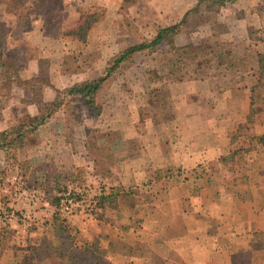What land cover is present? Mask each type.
<instances>
[{
    "label": "crops",
    "instance_id": "1",
    "mask_svg": "<svg viewBox=\"0 0 264 264\" xmlns=\"http://www.w3.org/2000/svg\"><path fill=\"white\" fill-rule=\"evenodd\" d=\"M243 39L231 63L178 82L169 109L152 102L148 122L133 126L104 105L113 126L71 155L85 168L105 166L102 190L117 194L115 205L92 219L65 216L41 198L40 226L24 235L12 229V240L0 242V264L24 257L34 264H264V105L247 123L264 40ZM57 73L42 90L44 102L78 80ZM98 144L103 154L95 156ZM55 215L66 228H53ZM15 219L13 212L2 218Z\"/></svg>",
    "mask_w": 264,
    "mask_h": 264
},
{
    "label": "rangeland",
    "instance_id": "2",
    "mask_svg": "<svg viewBox=\"0 0 264 264\" xmlns=\"http://www.w3.org/2000/svg\"><path fill=\"white\" fill-rule=\"evenodd\" d=\"M183 16L174 49L163 42L153 52L132 55L100 86L92 106L79 95H66V86L55 111L43 105L42 90L52 86L55 72H61L65 81L77 78L75 83L98 78L113 55L150 40L159 27L177 23ZM241 39L264 40V0H231L212 10L206 0H14L0 4V51L6 61L0 68V132L45 117L35 130H24V139L11 150H0V212L5 213L0 215V242L12 240V229H21L19 235H24L23 229L40 226V215L34 212L43 207L41 198H58L79 188L82 199L96 187L103 189L100 176L105 166L85 168L71 151H83V144L90 148L93 138L113 126L104 121V105H111L116 117L124 115L133 126L140 119L148 122L152 102L169 109L171 89L178 82L214 70L222 65L217 62L221 57L228 64ZM184 45L195 48L179 49ZM31 61L35 72L25 77ZM260 101L253 104L256 112L262 107ZM102 149L98 144L93 155L103 154ZM7 212H13L14 223L2 220Z\"/></svg>",
    "mask_w": 264,
    "mask_h": 264
},
{
    "label": "trees",
    "instance_id": "3",
    "mask_svg": "<svg viewBox=\"0 0 264 264\" xmlns=\"http://www.w3.org/2000/svg\"><path fill=\"white\" fill-rule=\"evenodd\" d=\"M14 0H0V4H8L12 3ZM209 3V9H216L221 6H225L228 1L231 0H206ZM13 14L17 15L14 11ZM86 20V18H85ZM184 21L183 18L174 24L161 26L157 29L155 35L148 41H142L137 44L130 45L113 55L108 62L107 67L105 68L103 74L95 79H87L73 84L70 87L64 89V93L66 95H79L81 98L85 99V102L88 106H92L94 104L95 93L99 90L100 86L115 72V70L127 59H129L135 53L147 51L153 52L156 48L162 44L163 42L167 43L171 48H175L174 45V37L180 32L181 24ZM194 49L195 47L192 45H184L179 49ZM258 60V78L257 83L251 89V107L249 113L247 115V123H251L253 117L256 113L254 107L252 106L256 99L261 102V105H264V44L263 51L257 54ZM218 64H223L226 62V59L222 58L217 60ZM228 63H231L230 59ZM6 65V61L2 59L1 51H0V68L1 66ZM10 68V66H7ZM63 92V91H62ZM56 96L53 100L49 102H44L45 105L50 111L54 110L59 105V95L61 94V90L55 89ZM259 99V100H258ZM49 111V112H50ZM45 117L42 116L40 118H34L33 123L29 124H21L17 127H10L7 130L0 132V150L8 152L16 145L17 142L24 139V130L32 129L35 130L36 127L44 123ZM260 140L264 139V135L259 138ZM117 194L113 192H108L106 194L102 193L99 197L98 206L100 208H104L105 205L114 206L116 203ZM50 201L58 208L59 197H50ZM53 228L57 231L63 230L66 228L63 226L62 220L58 215L53 217ZM43 246L45 248L51 247L48 244V241H43ZM51 244V243H50ZM64 244V242H62ZM61 244V245H62ZM264 245V242H263ZM23 264H34L32 262L31 257H24Z\"/></svg>",
    "mask_w": 264,
    "mask_h": 264
},
{
    "label": "built area",
    "instance_id": "4",
    "mask_svg": "<svg viewBox=\"0 0 264 264\" xmlns=\"http://www.w3.org/2000/svg\"><path fill=\"white\" fill-rule=\"evenodd\" d=\"M81 193L82 191L76 188L60 194L58 204L59 211L65 216L81 214L86 218H95L101 209L98 206V201L103 190L100 187H96L87 197L82 199L80 197Z\"/></svg>",
    "mask_w": 264,
    "mask_h": 264
}]
</instances>
